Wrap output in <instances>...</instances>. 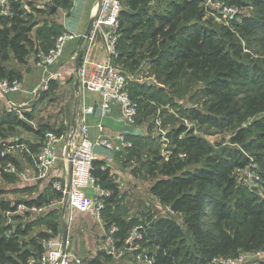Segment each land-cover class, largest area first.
Masks as SVG:
<instances>
[{
    "label": "trees",
    "instance_id": "16d2710c",
    "mask_svg": "<svg viewBox=\"0 0 264 264\" xmlns=\"http://www.w3.org/2000/svg\"><path fill=\"white\" fill-rule=\"evenodd\" d=\"M120 2V38L114 62L135 71L131 72L134 80L130 77L133 85L139 86L137 73L145 59L162 84L170 85L171 89H181L184 80L202 84L208 99L206 111L191 109L188 119L218 130L236 131L231 143L249 153L248 158L236 149L212 145L184 126L168 136L171 146L167 156L158 150L149 151L152 159L147 163V176L152 185L148 191L175 216L160 217L145 228L139 244L146 251L141 248L136 253H143L142 257L152 264H213L214 260L232 259L241 253L264 251V199L236 182V170L246 168L250 162L259 166L258 176L264 182V143L255 145L253 138L246 141L256 132L264 131V0H226L240 10L244 7L254 10L253 16H237L228 25H216L206 19L202 0H169L163 8H152V0ZM56 6L70 8L61 0H54ZM28 15L16 12L10 19L0 18V80H21L20 71L11 63L25 65L30 48L34 46L36 52L40 48L30 37L35 25L28 24ZM135 89L130 92L127 87L139 109L138 93H143ZM147 90L151 102L158 92L164 91L161 86ZM20 110L25 122L10 120V115L0 120V141L5 139L7 130H13L11 124L33 133L40 142L31 148L26 145L30 156L41 150L45 135L54 132L29 112ZM258 136L264 139V133ZM130 142L134 149L135 142ZM11 155L0 157V180L6 184L17 178L16 172L7 170L9 164L14 171L18 167ZM106 166L94 162L92 175L111 194L102 211L111 214L118 189L110 182ZM52 185L48 187L50 191L30 200L16 201L14 205L3 198L7 192L0 188V264H26L30 258H38L43 253V243L60 234V225L47 221L46 232L29 238L33 223L8 224L5 216L15 212L19 205L39 209L49 206L52 200L61 201V191ZM52 215L49 212L48 218ZM14 216L11 220L23 219ZM178 216L181 225L173 219ZM121 218L111 217L110 222H103L107 230L110 225L116 227L115 248L126 252L125 241L136 223ZM110 259L111 256L101 252L98 258L87 262L104 264Z\"/></svg>",
    "mask_w": 264,
    "mask_h": 264
},
{
    "label": "built area",
    "instance_id": "2783aa9c",
    "mask_svg": "<svg viewBox=\"0 0 264 264\" xmlns=\"http://www.w3.org/2000/svg\"><path fill=\"white\" fill-rule=\"evenodd\" d=\"M212 0H209L211 2ZM95 14L92 31L87 39L100 37L103 40L107 61L104 63H92L84 58L77 68V81L82 92H91L99 95L101 99V114L105 116L110 111V103L113 101L119 106L121 119L129 126H134L138 118V106L131 100L127 90V80L124 74L117 69L113 62L118 58L117 47L119 44V18L122 11L120 0H98L95 3ZM220 7V8H219ZM210 14L218 22L228 25L230 20L240 16V9L228 5L226 0L223 4ZM54 8V0H0V18L10 19L16 12L23 14L48 13ZM205 11V10H204ZM84 36L71 32H65L57 36L53 46L46 52L38 51L32 60V66L36 70H41L45 74L42 82L32 91L33 98L46 93L52 81L62 82L65 75L61 72H50L49 69L55 66L61 59L64 47L67 43L82 39ZM23 84L21 80L11 82L0 80V94L9 96L22 91ZM7 111L14 109V104L7 101ZM92 107H82L77 113V124L75 129L70 130L67 136L47 133L45 135V144L36 154H31L34 162L37 178L47 177L51 165L62 159L70 167V179L68 184L60 182L52 183L56 191H61L62 200L66 202L65 217L68 224H72L76 213H89L100 225L106 241L105 253L112 257H118L119 251L116 250L113 234L117 232L114 225L109 229L105 228L102 220V211L104 210V201L110 197V192L103 189L92 175V166L96 161L94 148H104L106 150L114 149V142L119 148L131 149L132 143L128 141L124 134H119L115 138L109 139L99 135L93 142L89 138V126L87 122V113L92 112ZM99 132L103 130L102 125L98 124ZM60 146V154L57 150ZM23 148L28 153L24 145H9L0 141V157L11 154L14 148ZM7 170L15 172L9 164ZM104 169V168H103ZM260 181V178H254ZM249 190L254 191L250 186ZM85 190H92L93 196L90 199L85 196ZM166 216H175L169 207H162ZM42 208H27L24 205L17 206L13 213H6L5 216L19 215L21 212L29 214H39ZM144 227H134L125 241V250L137 252L136 246L142 241V232ZM69 240L63 244L61 235L51 236L43 243V253L38 258H30L26 264H89L68 251ZM118 254V255H117ZM247 257H252V261H247ZM147 260V259H146ZM213 264H264V251L251 254L244 253L232 259L214 260ZM134 264H143L142 258L137 256ZM147 264H152L147 260Z\"/></svg>",
    "mask_w": 264,
    "mask_h": 264
},
{
    "label": "rangeland",
    "instance_id": "374dc122",
    "mask_svg": "<svg viewBox=\"0 0 264 264\" xmlns=\"http://www.w3.org/2000/svg\"><path fill=\"white\" fill-rule=\"evenodd\" d=\"M98 1V0H97ZM96 1V2H97ZM160 2H168L169 0H156ZM230 1V0H227ZM83 7L80 4L79 8H81L77 13H71L69 18H64V13H69L70 10L63 9L62 7H59V10L55 14H49V13H35V14H29L26 18L28 19V24H33L35 27L33 28L30 37L34 40V43L36 46L40 47L38 51L45 52L47 51L53 44L56 37L63 32V29L59 27V23L69 26L72 23H75L79 20V14L82 12L85 8L89 7L90 2L89 0H84ZM163 4V5H164ZM223 4V0H212L209 2V0H202L201 6L205 10V18L210 19L214 22L216 25H222L223 23L218 22L214 17L212 16L211 11ZM162 5V6H163ZM122 6V5H121ZM158 6V5H155ZM220 8V7H219ZM70 9V8H69ZM72 9V8H71ZM254 10L251 7H244L240 10V16H253ZM212 22V23H213ZM47 48V49H46ZM46 49V50H45ZM35 48L32 46L30 48V52L34 51ZM248 52V51H247ZM252 51H249L251 53ZM245 53V52H244ZM248 54V53H247ZM114 66L119 69V71H122L123 74L126 77L127 80V87L129 91L131 92L132 88H136L135 90H138V92H142L139 94V117L136 121L135 127L138 126L140 137L141 139H138L135 142V147L139 148L137 151L139 153V158L134 163H132L130 166H134L133 171L138 172L139 175H136V184L133 187V184H128L130 191L129 196L123 198V200H117L116 203L113 205V210L111 211V214L104 211L102 213V220L103 221H111V217L118 218L122 217L121 219H124L126 221L133 220V222L136 223V226H142L145 228L149 227V225L154 221L157 220L160 217L166 216L163 212L162 207L163 205L159 204L156 199H154L148 192L149 187L152 185V181L148 179L147 176V163L148 160H151L152 157L149 154V151L151 150H158V152L162 156H167L169 154V148L171 146V141L168 138L170 133L173 130L178 129L181 126H184L188 131L192 132L193 135L198 136L206 140L212 145H220V147L223 148H231L238 150L242 155L249 158V153L246 150L241 149L238 145L232 144V137L235 135L236 131L232 130H218L217 128L210 126V125H199L196 122H192L188 119L189 111L191 109H198L202 112L206 111L208 99L205 98L203 94V85L194 81H187L184 80L180 85V87H175L174 89L170 88V85L162 84V81L157 77L156 72H152V74L149 75V72L147 73V70H144L139 73H137V76L139 78L137 79V82L139 86L133 85L134 80L133 73H131L133 70L129 68L127 65H122L120 62H113ZM12 66H16L15 63H11ZM158 72V71H157ZM148 74V75H146ZM132 77L133 80H130ZM142 84V85H141ZM163 87L164 91L158 92L155 95V98L152 100L148 99V88L154 87L155 89ZM183 86V87H182ZM162 90V89H161ZM170 90H172L170 92ZM48 92V91H47ZM19 93V92H18ZM17 95V93H15ZM20 94V93H19ZM13 95V94H12ZM10 96V95H9ZM142 96V97H141ZM17 99H13L14 102H16ZM48 103H45V105ZM41 105V104H40ZM64 105V103H63ZM62 104H49L47 106L41 105V108L46 107L47 111L44 113V115L40 119V114H34V116H37L35 119L38 120H44L45 117L48 120L50 117H54L57 112L60 113L62 109ZM22 106V109L26 108ZM17 111V112H16ZM31 114V113H30ZM10 115V120L16 118L17 120H23L25 122V119L22 115V112L18 108H14L11 110V112L7 111V106L0 107V120L5 118L6 116ZM33 117V115H32ZM44 118V119H43ZM13 128L12 131H6L5 139L3 142L8 143L9 145H16V141L18 143H22L24 146H30V142H32L31 137L33 134H28L21 128H16L14 124H11ZM70 128L68 126L63 127L60 132H56L57 135H63L67 136L69 133ZM54 132V131H51ZM61 132H63L61 134ZM258 133H264V131H258L253 136L248 137L246 140L249 142L250 139L256 140L255 145L263 144L264 139H260L258 136ZM31 136V137H30ZM45 140V138H44ZM35 141H39L35 138ZM43 141V140H42ZM44 142V141H43ZM138 144L136 145V143ZM17 143V144H18ZM26 146V147H27ZM26 152L25 149L19 147L14 148L11 150L12 156L22 155L21 152ZM128 151V150H127ZM27 153V152H26ZM28 154V153H27ZM27 157V155H24ZM125 151L121 153V159H115L113 157V161L111 163H107L108 170H113V168L116 166L119 167L122 171H127L129 173V169H124V165L128 164L123 161V158H125ZM26 163L29 165L31 164V158H25ZM115 164V165H114ZM128 164V167H130ZM126 167V168H128ZM259 166L256 165L253 162H250L246 168L242 170H236V182L237 185L241 188H246V186H250L256 194L259 196L260 199H264V182L263 180L255 181L254 178H258L259 173ZM23 170V167L21 164H18V167L16 168L17 175L21 173ZM127 184V182H125ZM26 181L24 179L16 178V181L14 183L6 184L2 180H0V188L4 189L7 193L3 196L5 200L11 201L14 205L16 201H21L23 199L30 200L37 191H34L33 188H30L28 192H26L25 185ZM19 187L20 189H18ZM133 199L134 201L131 202L129 199ZM53 201V200H52ZM52 203V202H51ZM119 203H123L122 205H119ZM66 206V202L64 203ZM66 208V207H65ZM121 208V209H119ZM40 214H29L30 218L26 221H29L30 219L33 220V218H36L40 216ZM25 213L21 212L19 215L14 216V218H18V216H24ZM28 216V217H29ZM118 216V217H117ZM13 218L12 216H7L8 224H13V222L17 224H24L26 222L22 221H16L13 220V222L9 219ZM178 224H182V219L180 216L173 218ZM20 222V223H19ZM96 222V221H95ZM97 223V222H96ZM41 228L35 226L33 227V231L28 235L29 238L35 237ZM79 235H82L79 237ZM86 238L87 242L92 238V235L87 232L84 234V232H78L76 239L81 242L83 238ZM75 238L70 237L69 242L71 244H75ZM137 252L140 251L141 248H143V245L138 244L136 246ZM146 250L143 248L142 252H145ZM94 253V252H93ZM122 255H119L118 257H112L108 260V264H134L135 258L137 256H140L142 258L143 264H147V260L143 258V253H136L135 251H126L124 252L121 250L119 252ZM92 253H88L87 255H91ZM127 254V255H126ZM130 254V255H129ZM244 255V253H241ZM251 254V253H247ZM118 255V254H117ZM126 255V256H125ZM123 256V258H122ZM81 257V256H79ZM121 257V258H120ZM120 258V259H119ZM113 259V260H112ZM247 261H252V257H247ZM106 262V263H107ZM105 263V264H106Z\"/></svg>",
    "mask_w": 264,
    "mask_h": 264
},
{
    "label": "crops",
    "instance_id": "0c3cea01",
    "mask_svg": "<svg viewBox=\"0 0 264 264\" xmlns=\"http://www.w3.org/2000/svg\"><path fill=\"white\" fill-rule=\"evenodd\" d=\"M66 2L70 5L69 13H64V18H69L71 13H77L84 4V0H61ZM97 0H89L90 5L89 7L85 8L79 14V20L75 23L70 24L69 26L59 23V27L63 29V32H71L78 35L84 36V33L90 23V21L94 18L95 14V3ZM164 2L152 0L150 6L154 7H164ZM80 4L82 5L79 8ZM164 4V5H163ZM158 5V6H155ZM163 5V6H162ZM72 8V9H71ZM59 7H54L51 11L57 13ZM36 46V45H35ZM47 49V48H46ZM45 49V50H46ZM36 51H29V55L26 59L25 65H18L16 64V69L21 73V82L23 84V89L19 93L10 95V96H2L0 94V107H5L7 105V101L14 104V108L22 109V106H27L24 108L26 112L31 113L33 118L35 119L37 116L34 114H40V119L47 111V108H41L47 106L49 104H62V109L60 113L54 117H50L48 120L45 119L41 120V123L45 124L51 130L56 132H60L63 127L68 126L70 129L73 130L77 124V113L78 110L82 107H92L93 111L87 113V122L89 126V138L91 141H95L99 135L102 137H106L109 139L115 138L119 134H124L126 139L129 141H135L140 137V132L138 126H129L121 119L120 109L119 106L114 103L113 101L110 103V111L105 115L102 116V112L100 109L101 99L99 95L91 93V92H82L78 81H77V68L81 64L84 58H87L89 62L92 63H104L107 61V56L105 52V47L103 40L100 37H94L92 39H78L73 40L67 43L64 47L63 55L59 62L52 66L49 71L50 72H61L65 75V80L62 82L59 81H52V88L50 91L41 94L37 98H33L32 91L39 86L42 82L43 78H45V74L41 70H36L32 66V60L36 55ZM147 70L149 75L152 74V67L151 63L146 59L142 61V64L139 68V73L141 70ZM137 71V72H138ZM135 72V71H133ZM148 75V74H146ZM142 85V84H141ZM13 99H17L16 102ZM45 103H48L45 105ZM41 104V105H40ZM23 110V109H22ZM21 111V110H20ZM17 112V111H16ZM139 117V116H138ZM101 124L103 130L99 132L97 125ZM28 133V132H27ZM63 132H61L62 134ZM33 134V133H28ZM31 137V136H30ZM35 138L39 140V138L33 134L31 137L32 142H30V148L33 146L38 145L40 141H35ZM138 142L136 143V145ZM26 147V146H25ZM135 151L139 148L135 147ZM134 149H122L119 148L117 142H114V149L113 150H106L104 148L95 147L94 154L96 156L95 162H101L103 164H109L113 161V157L116 156V160L121 159V153L125 151V158L123 161L128 163L129 166L134 163L139 158V153L134 152ZM137 149V150H136ZM57 155L60 154V146L56 148ZM128 150V151H127ZM133 150V151H132ZM22 155L13 156L18 164L23 167L21 173L17 175V178L24 179L26 184L24 185L26 188V192L29 191L30 188H33L34 191L37 193L32 197L35 198L41 195L43 192L50 191L48 187L54 182H60L62 184H68L70 179V167L66 164L62 159L59 158L58 161H55L49 170V173L46 178L38 179L36 168L34 162L31 159V164L29 165L26 163L25 158H31L27 153L20 151ZM12 154V153H11ZM24 155H27L25 157ZM136 155V156H135ZM12 156V155H11ZM128 164L124 165V169H129V173L127 171H122L119 169L118 166L113 168V170H109V180L112 184H114L118 189V199L123 200V198L130 195L132 192L128 184L132 183L133 187L136 184V175H139L138 172L133 171L134 166L128 167ZM128 167V168H126ZM127 182V184L125 183ZM20 189L19 187H17ZM150 188V187H149ZM149 192V191H148ZM85 196H88L90 199L93 196L92 190H85ZM150 194V193H149ZM31 198V199H32ZM129 199V197H128ZM131 202L134 201L133 199H129ZM65 202L53 200L49 206L43 207L40 213V216L30 219V218L23 216L22 222H28L35 224L37 227L41 228L39 232H46L47 228L45 226V222L47 221H55L59 226V235L63 236V232L67 229V238L69 240L70 237L75 238V244H71L69 242L68 251L70 254L85 260L91 261L95 258H98V254L101 252H105L106 241L104 239L103 233L101 232V227L98 223L95 222L93 216L89 213H76L74 221L72 224H68L67 219L65 217ZM123 203H119L122 205ZM113 210V206L111 208ZM121 209V208H119ZM49 212H53L52 217L48 218ZM118 217V216H117ZM11 220V219H10ZM12 221V220H11ZM13 222V221H12ZM78 232H84L86 234L89 232L92 235L90 240H86L84 237L81 242L76 239ZM82 235H79L81 237ZM94 252V253H93ZM88 253H92L91 255H87ZM122 255V253L120 254ZM127 255V254H126ZM125 255V256H126ZM130 255V254H129ZM81 256V257H79ZM121 258V257H120ZM119 258V259H120ZM123 258V256H122ZM125 258V257H124ZM123 258V259H124ZM102 260V259H100ZM113 260V259H112ZM105 264V263H104ZM108 264V262L106 263Z\"/></svg>",
    "mask_w": 264,
    "mask_h": 264
},
{
    "label": "water",
    "instance_id": "95a60500",
    "mask_svg": "<svg viewBox=\"0 0 264 264\" xmlns=\"http://www.w3.org/2000/svg\"><path fill=\"white\" fill-rule=\"evenodd\" d=\"M93 22H94V19H92L84 33V39H87L89 38L90 34H91V31H92V26H93ZM24 107H27V106H24ZM75 129V128H74ZM62 241H63V244L66 243L67 241V229L64 230L63 232V236H62Z\"/></svg>",
    "mask_w": 264,
    "mask_h": 264
}]
</instances>
